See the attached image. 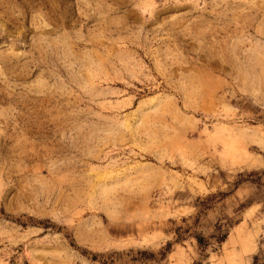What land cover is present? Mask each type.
Returning <instances> with one entry per match:
<instances>
[{"label":"rangeland","instance_id":"rangeland-1","mask_svg":"<svg viewBox=\"0 0 264 264\" xmlns=\"http://www.w3.org/2000/svg\"><path fill=\"white\" fill-rule=\"evenodd\" d=\"M262 170L264 0H0V264H264Z\"/></svg>","mask_w":264,"mask_h":264},{"label":"trees","instance_id":"trees-1","mask_svg":"<svg viewBox=\"0 0 264 264\" xmlns=\"http://www.w3.org/2000/svg\"><path fill=\"white\" fill-rule=\"evenodd\" d=\"M264 175V171H253L251 173H239L237 174L236 177V181L234 183V187H237L239 185L245 184L248 185L253 192H257L255 194H259L258 191L260 190V188L262 187L263 183H262V176ZM252 202H259L261 203V211L264 212V201L261 200L260 198H255L254 200H252L249 203ZM9 218V217H8ZM219 232V230L217 231ZM216 232V234H217ZM227 236V232H224L222 235H216V241L217 243H222L225 238ZM194 240L197 244V246L200 249H204L207 246V242L205 240V238L201 235H194ZM170 251V245L168 244L166 246V248L164 249L163 253H161V259L164 260L167 256V254ZM253 261L255 263V261H257V257L254 256ZM194 264H202L201 262H195Z\"/></svg>","mask_w":264,"mask_h":264},{"label":"crops","instance_id":"crops-1","mask_svg":"<svg viewBox=\"0 0 264 264\" xmlns=\"http://www.w3.org/2000/svg\"><path fill=\"white\" fill-rule=\"evenodd\" d=\"M241 185H239V186H237V187H235V191L240 187ZM254 202H252L250 205H252Z\"/></svg>","mask_w":264,"mask_h":264}]
</instances>
